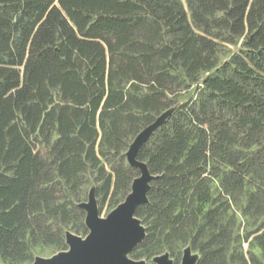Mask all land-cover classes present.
I'll return each instance as SVG.
<instances>
[{
  "label": "trees",
  "instance_id": "obj_1",
  "mask_svg": "<svg viewBox=\"0 0 264 264\" xmlns=\"http://www.w3.org/2000/svg\"><path fill=\"white\" fill-rule=\"evenodd\" d=\"M186 2L191 20L181 0H0L2 261L30 262L35 243L65 246L71 215L85 214L74 204L84 173H97L96 196L119 186L130 140L216 65L214 31L225 30L247 49L224 65L231 74L198 81L199 96L137 150L152 176L134 213L146 224L137 247L173 256L187 245L194 264H264L233 248L228 213L243 157L264 169V0ZM245 203L264 214V187ZM253 239L264 251V229Z\"/></svg>",
  "mask_w": 264,
  "mask_h": 264
},
{
  "label": "rangeland",
  "instance_id": "obj_2",
  "mask_svg": "<svg viewBox=\"0 0 264 264\" xmlns=\"http://www.w3.org/2000/svg\"><path fill=\"white\" fill-rule=\"evenodd\" d=\"M183 3V6L186 10V13H188L189 20L190 13L187 8V2L186 0H181ZM214 34H217L214 37V40L217 42V45L215 47L214 56L216 58V65L212 67L211 69H208L207 71H203L199 73V79L200 81L202 78L206 77L207 75H230L231 74V68L233 65H230V67L224 66L225 64L232 63L233 59L237 55H244V53L247 52V49L243 46L242 36H235L231 37L228 35V33L225 30L214 31ZM197 82H193L188 89L181 90L180 93H178V96L176 97V103L172 106L164 109L161 113H159L155 120L158 117H163L164 120L167 118L170 113L174 112L178 105L183 103H189L193 101L194 98L199 96L200 88L197 86ZM163 120V121H164ZM160 127V126H159ZM157 127L153 133L159 128ZM145 128V127H143ZM141 128V130L143 129ZM140 130V131H141ZM136 136V135H135ZM135 137H133L129 144L134 140ZM127 149L124 151V158L122 160L124 169L122 171V177L123 181L119 184L118 187L114 188V185H111L109 189V194L104 197L103 194L96 196L94 193L95 187L97 184H99V181L96 180L97 173L94 170H88L84 173V183L80 186L79 190L76 192V197L79 196L78 202L74 201V204L76 206H80L81 202H87L89 197V191L92 189L93 193L95 195L96 199V208H98V216L100 218H106L108 213L116 208V206L123 202L126 195L129 193L131 189V184L133 180L136 178L137 174L139 173L138 167H133L130 165L129 162H127L126 158V151L129 147H126ZM247 161L245 165L243 166V171L247 174L243 191L240 192V194L235 195V198L231 200V206L229 210V215H233L235 218V224H234V233L236 234V241L232 245L233 248L236 249L237 252H246L247 250H251L253 253L258 255L261 259H264V251L259 247L256 246V242L253 239L254 236L259 233L261 230L264 229V227H259L261 223L264 221V214L262 215H256L251 216L250 214H247L244 212V206H245V200L247 193L252 191L256 185H260L261 187H264V169L262 171H253V167L250 164V160L247 157ZM110 159H113L110 157ZM119 159V156L115 157L113 160H111L110 163L117 164ZM211 189L215 192V194H219L222 189L220 187V184L217 180V178H212L211 180ZM74 195L71 198H76ZM82 208V207H81ZM84 212L85 214L83 216L80 215V213H73L71 215V218L69 220L68 226L65 228L64 231V238L66 231H69L70 233L74 234L76 237L85 238L86 234L89 232V228L87 227L85 223V216H86V210L85 208ZM134 217L137 221H139V224L144 228H146V224L144 221H142L141 217H137L134 214ZM65 246L63 247H57L55 244H39L35 243L31 246L30 253L32 254V260L23 262L21 264H30L32 263L37 256L42 258H50V256L56 254L57 252H65L69 248V244L66 241L65 238ZM139 244V243H138ZM137 244V245H138ZM134 246L128 253H126V257L134 262H142V264H157L155 261V258L158 256H164V254H167V259L170 261L171 264H181L182 257L186 249H188V256L192 259L198 258V253L192 249H190L189 246L185 245L182 248L181 254L178 255H170L169 250H163L159 253H150L147 250L138 248ZM177 256V257H176ZM0 263L3 264H10L9 262H4L0 258Z\"/></svg>",
  "mask_w": 264,
  "mask_h": 264
},
{
  "label": "water",
  "instance_id": "obj_3",
  "mask_svg": "<svg viewBox=\"0 0 264 264\" xmlns=\"http://www.w3.org/2000/svg\"><path fill=\"white\" fill-rule=\"evenodd\" d=\"M163 120V117H158L151 122L150 125L139 131L128 146L127 162L133 167H138L139 174L133 180L131 189L123 202L111 210L106 218H100L98 208H96L95 195L91 189L88 198H92L94 207L90 208L88 212L85 202L80 203V206L87 212L85 223L89 232L85 238H78L66 231L65 238L69 248L65 252H57L50 258L37 256L30 264H133L132 260L126 257V253L136 246L145 234L144 228L140 224L138 227L136 226L137 220L134 213L137 204L147 200L146 190L152 178L146 162L137 159L136 153L152 132L163 123ZM137 222L139 223V221ZM187 254L188 249L183 254L181 264H185L184 260ZM164 255L167 256V254ZM195 261L196 259L192 258L191 264H194ZM140 264H142L141 261Z\"/></svg>",
  "mask_w": 264,
  "mask_h": 264
},
{
  "label": "bare ground",
  "instance_id": "obj_4",
  "mask_svg": "<svg viewBox=\"0 0 264 264\" xmlns=\"http://www.w3.org/2000/svg\"><path fill=\"white\" fill-rule=\"evenodd\" d=\"M132 154V151L130 152V155ZM86 205V208H88V212L90 211V208H93L94 207V203H93V200L92 198H88V201L85 203ZM139 223L136 221V226L138 227ZM155 261L157 264H170V261H168L167 259V256L164 255V256H158L155 258ZM185 264H191V261L192 259L186 255L185 257ZM133 264H140V262H134V261H131Z\"/></svg>",
  "mask_w": 264,
  "mask_h": 264
}]
</instances>
